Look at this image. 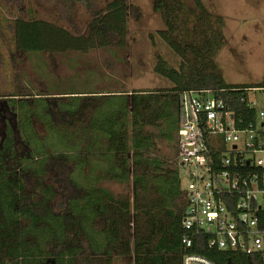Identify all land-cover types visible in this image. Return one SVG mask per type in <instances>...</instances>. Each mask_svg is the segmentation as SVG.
I'll return each mask as SVG.
<instances>
[{
	"label": "trees",
	"instance_id": "16d2710c",
	"mask_svg": "<svg viewBox=\"0 0 264 264\" xmlns=\"http://www.w3.org/2000/svg\"><path fill=\"white\" fill-rule=\"evenodd\" d=\"M192 1L187 16L183 0L154 1L166 29L158 35L180 60L172 66L157 56L154 71L173 89L7 99L15 126L4 121L0 141V264H113L120 256H130L131 264H181L189 253L214 264H227V259L264 264L255 256L209 249L205 238H196L190 249L181 244L187 234L181 226L186 180L157 149L165 140L175 144L170 159L178 153L181 94L223 99L236 119L257 120L256 112L239 101L240 92L227 91L245 86L225 83L213 61L221 36L201 1ZM129 12L123 1H110L79 36L36 18H16L15 49L33 55L87 54L110 48L114 38L121 49ZM190 16L199 24L188 27ZM37 124L45 128V137L36 133ZM203 134L206 156L217 161L225 149L221 136L211 140ZM59 146L68 152H57ZM102 182L125 186L131 193L115 195ZM92 226L100 238L87 235Z\"/></svg>",
	"mask_w": 264,
	"mask_h": 264
},
{
	"label": "rangeland",
	"instance_id": "374dc122",
	"mask_svg": "<svg viewBox=\"0 0 264 264\" xmlns=\"http://www.w3.org/2000/svg\"><path fill=\"white\" fill-rule=\"evenodd\" d=\"M110 1L116 0H84L81 3L0 0V141L6 129L4 121L15 126L14 121L9 119L12 111L9 112L6 107L7 99L14 95L26 94L24 98H30L29 95L34 98L38 94L45 97H68L77 95L75 93L130 95L131 92H166L173 89V84L154 71L157 56H162L172 66L180 61L158 35L166 29L159 13L154 11L155 0H121L130 11L121 49L115 46L117 38L112 40L110 48H98L87 54L33 55L15 49L13 24L16 18H36L79 36L87 32L96 13L104 12ZM200 1L209 15L210 24H214L216 34L221 36L222 47L213 61L225 83L230 86H262L264 0ZM183 3L187 16L193 1L183 0ZM195 19V16H190L187 26L199 24L195 23ZM35 130L40 138L47 135L41 124H37ZM58 148L57 152L67 151L65 147ZM157 149L163 160L170 162L173 159L170 158L174 154V142L160 140ZM102 186L115 195L131 193V189L116 183L102 182ZM131 263L130 256L117 257L113 262Z\"/></svg>",
	"mask_w": 264,
	"mask_h": 264
},
{
	"label": "built area",
	"instance_id": "2783aa9c",
	"mask_svg": "<svg viewBox=\"0 0 264 264\" xmlns=\"http://www.w3.org/2000/svg\"><path fill=\"white\" fill-rule=\"evenodd\" d=\"M227 91L240 92L239 101L246 110L256 112L257 120L236 119L223 99L194 92L180 96L178 153L170 164L186 180L181 226L187 234L181 244L190 249L196 238H205L209 249L248 259L255 256L264 262V87ZM203 131L211 140L222 138L225 149L217 161L206 156ZM185 145L193 150L183 151ZM181 264L214 263L189 253Z\"/></svg>",
	"mask_w": 264,
	"mask_h": 264
},
{
	"label": "crops",
	"instance_id": "0c3cea01",
	"mask_svg": "<svg viewBox=\"0 0 264 264\" xmlns=\"http://www.w3.org/2000/svg\"><path fill=\"white\" fill-rule=\"evenodd\" d=\"M87 235L100 238V234L96 233V230L93 226L91 228L88 227Z\"/></svg>",
	"mask_w": 264,
	"mask_h": 264
},
{
	"label": "water",
	"instance_id": "95a60500",
	"mask_svg": "<svg viewBox=\"0 0 264 264\" xmlns=\"http://www.w3.org/2000/svg\"><path fill=\"white\" fill-rule=\"evenodd\" d=\"M183 151L185 152H188V151H192L193 150V147L192 146H183L182 148ZM227 264H232L231 260L230 259H227Z\"/></svg>",
	"mask_w": 264,
	"mask_h": 264
}]
</instances>
